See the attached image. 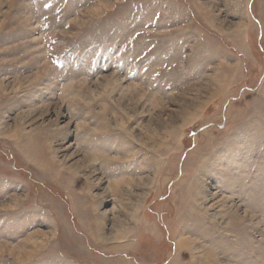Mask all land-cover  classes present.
I'll return each instance as SVG.
<instances>
[{"label":"rangeland","instance_id":"rangeland-1","mask_svg":"<svg viewBox=\"0 0 264 264\" xmlns=\"http://www.w3.org/2000/svg\"><path fill=\"white\" fill-rule=\"evenodd\" d=\"M0 264H264V0H0Z\"/></svg>","mask_w":264,"mask_h":264}]
</instances>
